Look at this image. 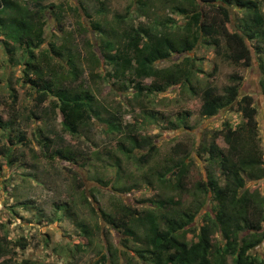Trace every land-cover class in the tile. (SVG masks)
I'll use <instances>...</instances> for the list:
<instances>
[{
	"label": "rangeland",
	"instance_id": "rangeland-1",
	"mask_svg": "<svg viewBox=\"0 0 264 264\" xmlns=\"http://www.w3.org/2000/svg\"><path fill=\"white\" fill-rule=\"evenodd\" d=\"M40 2L45 8L44 42L40 48L62 42L71 47L80 70L78 79L70 82L69 78L67 83L82 84L90 91L91 118L71 134L64 129L60 112L52 110L50 99L36 105L35 91L21 78V49L0 36V149L5 148L0 153V236L5 234L11 240V251L4 255L10 258L7 264H95L102 253L109 251L111 255L104 264H153L135 254L137 248H145L146 224L140 218L149 213L189 210L195 212L192 226L198 229L202 215L216 211L211 193L205 196L196 184L206 182L208 176L224 184L219 161L210 158L207 146L214 130L225 122L235 125L242 117L231 109L203 115L201 91L207 84L221 91L229 83L230 74L242 76L240 94H250L257 109L255 142L262 152L264 168V94L259 85L264 77L260 63L263 53H255L256 42L249 40L254 61L243 67L227 58L226 49L217 54L201 34L188 55L195 70L191 83L198 92L194 94L188 86L176 84L161 91L143 90L137 98L135 82L108 75L110 65L94 64V56L103 61L102 52L106 50L91 21L104 25L107 17L115 25L110 21L114 14L130 12L127 21L137 26L148 22L155 12L159 19L170 16L183 23L181 15L160 2L147 8L150 18L140 14L135 0H106L104 15L96 12L99 3L91 0ZM227 7L231 17L228 29H238L241 11L234 4ZM205 10L209 15L217 14L211 7L205 6ZM183 56L159 60L157 65H170ZM55 61L66 68L63 61ZM12 96H16L13 104ZM109 122L119 124L121 131L111 130ZM131 125L135 133L156 144V151L147 160L143 159L146 145L132 148L130 153L118 148L121 142L125 148L131 147L123 138ZM215 141L224 146L221 138ZM45 142L50 147L80 153L73 156L74 160L47 156L41 145ZM182 160L187 168L185 189L177 186L175 169ZM168 168L171 171L161 181L160 174ZM246 187L264 194V177L247 180ZM114 216L130 219L134 233L125 235L123 226L112 224ZM82 225L91 232L84 233ZM21 236L27 240L25 248L13 244ZM186 238L196 239L191 232ZM252 253L264 257V239ZM4 257L0 256V264H5ZM225 264H234L232 256H227Z\"/></svg>",
	"mask_w": 264,
	"mask_h": 264
},
{
	"label": "trees",
	"instance_id": "trees-1",
	"mask_svg": "<svg viewBox=\"0 0 264 264\" xmlns=\"http://www.w3.org/2000/svg\"><path fill=\"white\" fill-rule=\"evenodd\" d=\"M91 1L99 3L96 12L104 15L106 0ZM155 2L168 5L183 17V23L170 16L159 19L155 12L148 22L137 26L127 21L130 12L114 14L115 18L110 21L115 25H111L107 17L104 18V25L91 21L106 50L102 52L103 61L99 56H94V64L110 65L112 70L107 72L108 75L135 82L137 98L143 90L161 91L176 84L188 86L194 94L197 93L191 83L195 70L188 55L197 46L201 34L208 38L217 54H221L224 48L227 58L243 67L253 64L249 40H254V52L263 53L260 63L264 70L262 0H135L140 14L148 18L151 16L147 8L151 9ZM228 4H234L241 11L238 29H228L227 24L231 20ZM205 6L215 9L217 14L209 15ZM44 9L40 0H0V36L21 49L24 66L21 78L35 91L36 105L50 99L52 110H58L62 115L64 129L74 134L85 120L91 118L92 95L82 84H70L78 79L80 67L66 42L59 45L49 43L47 47L40 48L44 42ZM182 54H185L182 59L172 61L170 65H157L159 60ZM55 58L63 61L66 68L58 64ZM213 71H216V66ZM69 78L71 80L67 83ZM241 80V75L232 73L229 83L221 91L208 84L201 91L200 111L203 115L212 116L222 109H231L240 112L242 117V121L235 125L225 122L220 129L214 130L207 146L210 158L219 161L224 184L220 185L214 176H208L206 182L196 184V188L205 196L211 193L216 211L214 214L205 212L198 229L192 226L195 212L189 210L172 214L149 213L145 218H140L146 228L145 248L135 250L139 259L147 258L153 264H225L227 256H232L234 264H264V257L252 253L264 239V194L257 188L250 190L246 187L247 180L264 177L262 152L255 142L257 109L250 94H240ZM259 85L264 94V77L259 80ZM15 97L12 96V104ZM30 113L39 118L33 110ZM108 126L116 132L121 131L120 125L114 122H109ZM8 136L12 142V135ZM123 138L131 147L125 148L121 142L118 146L121 151L130 153L132 148L146 145L144 160L156 151V144L149 137L135 133L132 125ZM216 138H221L224 146H220ZM41 145L45 155L59 156L64 160H74L73 156L80 153L50 147L48 142ZM4 150L2 147L0 153H4ZM175 167L177 186L185 189L187 168L184 160ZM170 171L168 168L164 174H160V180L163 181L164 175ZM111 222L115 226H123L125 235L134 233L128 218L114 216ZM81 230L91 232L84 225ZM188 232L193 233L196 239L188 241ZM6 237L5 234L2 238L0 236L2 257L11 251L8 247L11 240ZM13 244L25 248L27 240L21 236ZM108 255H111L110 251L109 254L102 253L95 264H104ZM9 260L5 256L2 261L7 264Z\"/></svg>",
	"mask_w": 264,
	"mask_h": 264
}]
</instances>
